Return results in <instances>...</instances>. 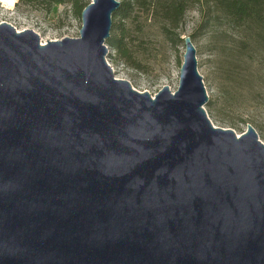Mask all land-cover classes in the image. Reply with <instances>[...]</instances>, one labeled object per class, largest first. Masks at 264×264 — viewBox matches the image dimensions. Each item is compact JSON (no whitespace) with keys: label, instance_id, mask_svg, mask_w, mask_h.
<instances>
[{"label":"water","instance_id":"water-1","mask_svg":"<svg viewBox=\"0 0 264 264\" xmlns=\"http://www.w3.org/2000/svg\"><path fill=\"white\" fill-rule=\"evenodd\" d=\"M119 6L44 44L0 22V264H264V143L213 125L190 36L174 91L116 78Z\"/></svg>","mask_w":264,"mask_h":264},{"label":"rangeland","instance_id":"rangeland-1","mask_svg":"<svg viewBox=\"0 0 264 264\" xmlns=\"http://www.w3.org/2000/svg\"><path fill=\"white\" fill-rule=\"evenodd\" d=\"M118 1L129 3L132 14L127 19H114L119 30L127 36L129 59L122 58L106 44V60L115 77L128 80L136 90L148 91L151 95L165 85L174 91L178 86L184 42L172 45L162 32L158 16L138 8L135 0ZM16 2L0 0V22L12 24L17 32L32 29L43 44L47 40L78 36L81 19L71 13L69 5L62 4L55 12L45 13ZM205 11L206 7L197 3L190 5L175 33L180 38L194 35L191 41L196 51L197 68L210 103V107L204 106L207 115L213 125L231 128L237 136L250 124L264 143V40L249 41L251 50L235 57L239 74L229 76L222 51L244 33L225 26L204 27L202 15Z\"/></svg>","mask_w":264,"mask_h":264},{"label":"trees","instance_id":"trees-1","mask_svg":"<svg viewBox=\"0 0 264 264\" xmlns=\"http://www.w3.org/2000/svg\"><path fill=\"white\" fill-rule=\"evenodd\" d=\"M17 4L31 6L45 13H53L59 5H69L71 13L80 17L82 9L89 0H15ZM136 6L145 12L157 15L162 22V32L172 45L183 42L175 30L178 29L187 8L197 3L206 7L202 15L204 27L215 29L225 26L244 33L239 40L232 42L223 52L226 72L229 76L238 75L236 62L242 53L251 50L249 41L264 40V0H135ZM132 8L129 3H122L112 15V27L106 44L112 47L124 59L128 60L127 36L119 30L114 19L130 18ZM194 37L191 36L190 38ZM255 51L257 47L253 48ZM210 107V103L205 104Z\"/></svg>","mask_w":264,"mask_h":264},{"label":"built area","instance_id":"built-area-1","mask_svg":"<svg viewBox=\"0 0 264 264\" xmlns=\"http://www.w3.org/2000/svg\"><path fill=\"white\" fill-rule=\"evenodd\" d=\"M19 31V30H18Z\"/></svg>","mask_w":264,"mask_h":264}]
</instances>
